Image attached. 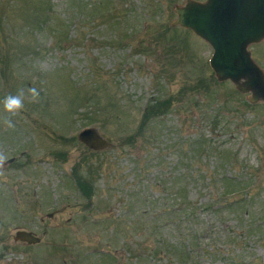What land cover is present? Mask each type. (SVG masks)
<instances>
[{
  "label": "rangeland",
  "instance_id": "obj_1",
  "mask_svg": "<svg viewBox=\"0 0 264 264\" xmlns=\"http://www.w3.org/2000/svg\"><path fill=\"white\" fill-rule=\"evenodd\" d=\"M187 1L0 0V264H264V103L174 26ZM250 51L264 71V41ZM86 128L110 147L81 143Z\"/></svg>",
  "mask_w": 264,
  "mask_h": 264
},
{
  "label": "water",
  "instance_id": "obj_2",
  "mask_svg": "<svg viewBox=\"0 0 264 264\" xmlns=\"http://www.w3.org/2000/svg\"><path fill=\"white\" fill-rule=\"evenodd\" d=\"M176 13L174 26L192 30L212 47L210 66L218 82H231L239 93L250 94L251 104L264 103V71L250 51L264 41V0H188ZM78 140L93 151L110 147L95 128L82 130ZM14 241L41 243L34 232L25 230L17 231Z\"/></svg>",
  "mask_w": 264,
  "mask_h": 264
},
{
  "label": "trees",
  "instance_id": "obj_3",
  "mask_svg": "<svg viewBox=\"0 0 264 264\" xmlns=\"http://www.w3.org/2000/svg\"><path fill=\"white\" fill-rule=\"evenodd\" d=\"M72 1H73V5H72L73 8H76L78 10H83L84 8L87 9V7H88V6H84V4H83L84 0H72ZM49 6H52L51 3H49ZM51 8L47 9V13H51L52 14ZM111 10H112V8L108 9L109 12H111ZM65 23H66V21L62 22V25H61L60 21H58V26H57V28H59L58 31H60L61 28H64L62 26H64ZM173 102H174V97L173 96H169V97H166L164 99L157 100V101H155V103L149 105L146 108V110H145V112L143 114L142 122H141V124L139 126L138 132L144 131V128L152 120H155L158 117H160V116L164 115L165 113L169 112V110L173 106ZM129 139H131V137ZM80 180L81 179H79L77 177L76 182H75L76 186L82 192L83 195L91 198V196H92L91 188L88 187L86 182H81Z\"/></svg>",
  "mask_w": 264,
  "mask_h": 264
},
{
  "label": "clouds",
  "instance_id": "obj_4",
  "mask_svg": "<svg viewBox=\"0 0 264 264\" xmlns=\"http://www.w3.org/2000/svg\"><path fill=\"white\" fill-rule=\"evenodd\" d=\"M31 102L38 103L39 102V92L36 88L29 89ZM24 99L25 93L24 90L21 89L17 92V94L12 95L9 94L5 97L3 101L4 110L12 115H18L21 110L24 108ZM4 124L8 127H14L12 121L10 119H5ZM7 157L0 153V167H3Z\"/></svg>",
  "mask_w": 264,
  "mask_h": 264
}]
</instances>
